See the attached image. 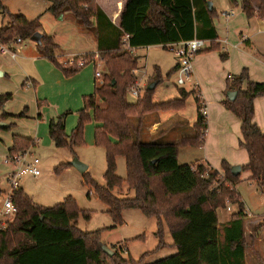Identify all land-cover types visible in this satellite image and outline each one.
<instances>
[{"label":"trees","instance_id":"1","mask_svg":"<svg viewBox=\"0 0 264 264\" xmlns=\"http://www.w3.org/2000/svg\"><path fill=\"white\" fill-rule=\"evenodd\" d=\"M1 1L0 15L7 17V22L0 25L1 42L31 39L38 33L41 27L38 17L28 19L23 14H11ZM47 1L49 13L59 16L69 12L83 31L95 35L96 55L105 67L101 74L103 82L96 83L93 93L83 97V107L78 111L77 124L70 135L64 129L68 112L50 119L48 130L53 145L69 149L82 145L85 124L91 120L99 124L94 129V143L105 151V185L97 184L86 172L83 181L108 207L114 224L122 223L124 209H137L147 217H155L157 249L164 245V226L167 227L177 252L149 264H245L247 215L236 190L240 175L232 173L231 165L225 160L221 162L222 172L202 164L180 165L177 161L181 146H203L207 123L198 99H194L197 106L194 133L182 137L178 143L142 140L136 124L132 125L133 119L151 113L179 111L194 92L180 89L179 98L154 102V89L149 90V84L143 88L140 98L133 102L126 98L127 88L136 80L138 57L134 49L153 45L166 48L194 37L211 41L217 38L212 22L216 12L208 6L210 0H126L117 25L111 23L97 0ZM257 1L264 16V0ZM240 4L247 18L255 16L249 0H240ZM214 49L217 46L212 43L204 50ZM36 50L65 76L77 73L93 61L85 55L76 56L71 63L58 62L55 51L59 46L46 33H40ZM220 56L225 57L222 53ZM175 70L176 65L168 75ZM153 76L155 81H161L158 68ZM226 91L237 92L234 100L225 98L222 103L240 121L238 144L248 154V162L241 169L249 172L247 180L254 181L264 193V132L252 121L254 100L264 96V81H251L244 70L229 77ZM11 98L9 93L0 94V122L25 116V110L17 115L6 111V103ZM13 125L9 123L0 129L8 131ZM33 145L32 139L12 134L8 155L26 151ZM118 156L124 158V180L116 175ZM66 165L70 164L62 163L57 170ZM220 175L218 186L213 187L212 181ZM124 181L134 194L118 198L111 190L121 187ZM11 198L17 211L12 221L0 226V264H144L142 257L134 261L118 253L109 256L102 250L99 230L78 229L77 218L82 214L88 219L89 211L80 209L72 196L54 206L43 207L19 186L12 191ZM227 203L236 205V211L220 230L217 210L225 208Z\"/></svg>","mask_w":264,"mask_h":264},{"label":"rangeland","instance_id":"2","mask_svg":"<svg viewBox=\"0 0 264 264\" xmlns=\"http://www.w3.org/2000/svg\"><path fill=\"white\" fill-rule=\"evenodd\" d=\"M1 4L3 6H6L9 9L10 13L23 14L28 19H33V17L36 18L37 16H40L38 17L40 19L39 21L40 23H42V26L46 28L48 32L47 34L55 35V41L60 45H58L59 50L55 51V53L57 54L56 59L58 62L71 63L73 58H75L76 56H81L83 58V56L86 55L92 57V59L96 61V64L98 66L100 65L99 69L101 71V74L102 72H104V64L100 61L99 57L96 55V52H86L76 55L72 58L63 56L64 53L61 48L66 52L75 49L72 46L75 45V41L77 39L72 32V25L70 24L71 20L64 19L63 21H56L55 19L50 17V14L46 11L47 7L49 6V2L47 0H2ZM3 18V24H5L7 22V17L4 16ZM38 32L43 33L39 29ZM89 34H91V37L92 35L93 37H95L92 32H90ZM33 42L35 41L30 38H26L24 39V43L21 44L18 48L17 63H24L25 70H35V67L32 65V60L27 58V55H29L31 51H34V49L32 48L33 45L31 46V43ZM136 55H138L139 58L138 67L134 71V74L136 76L135 82L139 83L142 88L147 87V85L152 82L155 83L153 90L154 102H163L179 98L180 88L189 89L192 86L194 77L193 74L190 77V80L182 86L177 85V75L175 72H172L170 75H168L170 70L178 62L176 55L170 49V47L163 48L157 46L149 48H139L136 51ZM218 55L219 58H221L220 52ZM43 59H45V61H47L49 64L51 63V65H53V67L58 70L64 78H71L82 70V68H80L77 73L71 76H65L61 69L58 68L52 61L46 58ZM6 61H8L9 67H18L15 62H12L11 59H7ZM210 62L212 64V61ZM156 66L159 67L161 81H155V77L153 76V74H155ZM86 67H91V71L94 77V69L92 68V66L90 64H86L84 69H87ZM211 71L212 69L208 72V77H211L213 75L211 74ZM0 80L7 84V86L11 90L15 91V93H12V100L8 102L9 106H7L6 104V110H13L18 106H20V108L23 110L24 107L28 106L27 103L29 102V99L22 98L18 93V90H20V88L17 86V78L15 77V73H13V71H7V75L5 76L0 75ZM27 86H31L30 88L35 89L37 83L32 84L25 82L20 87L26 88ZM21 91L26 90L23 89ZM49 96L50 101H38V106H45L43 109H45L48 113L50 112V118H54L65 112H68L65 117V122L66 128L69 129V132L71 134L72 130L77 124L78 112L68 110L59 113L57 111V108L63 105L66 99H64V97H62L61 95H55V93L49 94ZM195 97L198 99V103L201 107L202 100L199 97V94H197V92L195 91L193 95L190 94L185 99L184 106L179 111L155 113L157 115H160L161 118H159L158 120L163 122V127L161 126L158 133H160V131L162 130L163 133H168V135L170 133V135L172 136L179 132L185 133L189 131L191 122L195 121L197 115V106L194 100ZM67 98H69L68 95ZM126 98L130 102L136 100L133 99L129 94L126 95ZM81 99L83 103V97H81ZM28 111V108H26V114H28ZM171 115L173 118H169V120L166 121L165 118H168ZM152 118H155V116H150L149 120H151ZM178 122L182 123L178 124ZM132 123V125L137 124L136 119H133ZM71 126H73L72 129ZM174 126H176L175 129H171ZM93 128L94 123L92 120L85 124L83 129L84 143L82 145L74 146L72 149H56L54 148L55 146H52L50 149L48 148L43 152H39L41 155L31 154L28 149L27 151L28 153H30V155H28V159L36 157L39 160L40 175L37 177H33L29 174L23 175L19 180V186L23 188L24 192L28 196H30L36 204H39L43 207L54 206L55 204L64 201L67 196H72L80 209L89 211L88 219L84 218L82 214L79 215L75 222L76 227L84 232L99 230L100 242L111 249L113 253L120 254L124 259H133L134 261H137L142 257L143 263L149 264L162 258L174 255L177 250L172 246L173 240L166 227L164 228L163 236V241L166 243V245L164 247H161L160 249L156 248L158 244V237L156 235L157 219L155 217H147L137 209H124L121 212L123 221L121 224L116 225L114 224L111 216L108 214V207L97 197L93 188L84 183L83 173H80L71 165L60 167V169L57 170L58 165L62 163H69V161H71L73 157H77L81 162L88 166L86 173H88L97 184L101 186L105 185L103 179V173L106 169L104 148L101 146L93 145L91 142L87 143L86 141L87 135L89 136V138L91 137V141H93ZM143 131L146 133H143L142 138L146 140V136L148 137V135L150 134L148 133V130ZM158 137H160V135ZM47 139L49 141L51 140L50 137L48 138V136ZM202 147L203 146H181L178 151V164H190L194 162L195 159L200 160L202 158ZM7 156L8 155L5 154L3 142L0 140V226L6 225V223L12 221L14 217L11 215L3 214L1 212L3 200L10 191V187L6 179L8 171L11 170L12 165L6 164L4 162V159ZM62 160L64 161L61 162ZM116 164V175L124 180L126 176L124 158L122 156H118L116 158ZM196 164L197 163H194L193 166H195ZM204 167H206V165H204ZM245 173L246 172H243L241 176L244 177ZM213 185L215 184L213 183ZM236 188L240 193L244 210L247 211L250 215L255 216V218L264 216V194L259 192L261 190L259 189L257 184L254 181L247 180V178L244 177V179L242 178L240 182L237 183ZM256 189H258L259 191H257ZM111 193L118 198H129L134 194L133 190L128 188L125 181L123 182L121 187H114L111 190ZM227 207H229V210L227 209ZM236 207V205L227 203L225 208L219 209L218 211L220 219L224 220L227 216L230 217V215L236 211ZM248 219L249 216L246 217L244 223V232L246 239L245 264H264V240L258 242L253 238L252 234H250L254 233L255 230L256 232L257 230H259L258 236L264 238V230L262 228L264 227V224H261V226L257 225L256 227H253V224L247 221ZM220 240H222V238H220Z\"/></svg>","mask_w":264,"mask_h":264},{"label":"crops","instance_id":"3","mask_svg":"<svg viewBox=\"0 0 264 264\" xmlns=\"http://www.w3.org/2000/svg\"><path fill=\"white\" fill-rule=\"evenodd\" d=\"M125 1L126 0H97V3L110 19L111 23L117 25L119 15ZM249 1L255 12V16L251 18L246 17L241 8L240 0H235L233 3L229 0H212V7L216 12L215 17L212 19V22L217 33V38L213 41H207L208 46L213 43L217 46V49L208 51L202 50L195 55L192 61V74L194 76L192 86L189 89L180 88L184 89L185 91H196L197 94H199V97L201 98L202 103L204 104L206 109L205 116L207 127L204 134V143L202 147L203 150L201 152L202 158L200 160L195 159L196 162L194 160V162L192 163H202L208 168L211 167L212 169L222 172L221 162L222 160H225L231 165V167H240V180L242 178L244 179V177L248 178L249 176L248 171L241 169L248 162V154L245 149L241 148L238 144L241 137L240 121L232 112L224 107L222 101L227 98L228 91H226V86L229 77L239 75L242 71L245 70L251 81H264V16L261 13L258 1ZM4 7L10 13L9 9L6 6ZM49 14L50 17L55 19L56 21H63L64 19L71 20L70 24L72 25V32L77 40L75 41V45L72 46L75 49L66 52L61 48L64 53L63 56L72 58L76 55L86 52L89 53L98 51L96 38L93 37V35L91 37V34H89L90 32L83 31L76 24L69 12H64L59 16H54L51 13ZM3 23L4 18L1 17L0 25H2ZM40 24L41 27L39 30L47 34L48 32L46 28L42 26V23ZM51 36L54 42L59 45L55 41L56 36ZM32 45L34 51H31L29 55H27V58L32 60V65L35 67V70H25L24 63H17L18 57L13 60L10 57L7 58V55H0V75L5 76L7 75V71H13V73H15V77L17 78V86L20 88V90H18V93L22 98L29 99V102L27 103L28 106L23 108V110L28 108V114H26L25 112V116L22 118L10 117L6 121H4L3 123H5L6 125L9 123L14 124L9 131H3L0 129V140L3 142L5 154L7 155L8 150L12 146V134L32 139L34 141V145L29 148L31 154L41 155L39 152H43L46 149H50L52 146H54L52 141H49L47 139V136L49 138L48 128L51 114L50 112L48 113L45 109H43L45 106L39 107L37 104L38 101L48 102L50 101L49 94L55 93V95H61L62 97H64V99H66L65 103L57 108V111L59 113L68 110L78 112L83 107L81 97L91 95L96 83H98V80L95 78V76L93 77L91 67H86L87 69H84L85 66L81 67L82 70L79 73L75 74V76L71 78H64L61 73L56 70L53 65H51V63L49 64L37 53L36 42L31 43V46ZM169 45H167L166 48ZM157 46L162 47L161 45H153L141 48ZM138 49L139 48L134 49L133 53L139 58V56L136 55V51ZM219 52L220 55L222 53L225 57L222 59L219 58ZM55 55L57 56L56 53ZM7 59H11L12 62H15L18 67H9V63L8 61H6ZM210 61H212V64ZM88 64L92 66L94 72L95 70L100 71V65L98 66L96 64V61L93 60ZM156 68L159 69V67L157 66ZM211 69V74L213 75L211 77H208V72ZM25 82L32 84L37 83V86L35 89L30 88L31 86H27L26 88L20 87ZM244 86L245 84L243 85V87ZM23 89L26 91H21ZM6 93H9L11 94V96H13L12 93H15V91L11 90L7 86V84L0 80V94ZM67 95L69 98H67ZM8 102L6 103L7 106H9ZM253 107L254 112L252 121L264 132V96L255 98ZM23 110L20 108V106H18L13 110L6 111L13 115H17ZM154 114L155 113H151L139 119L135 118L137 121L136 126L138 129V133L141 135V138L143 133H146L143 130H148V133L150 134L148 135V137L145 135L147 141L178 143L182 137L193 135V125L195 121L191 122V127L189 128L190 130H185L187 131L185 133L179 132L172 136L170 135V133L169 135L168 133H163L162 130L160 131V133H158L161 126L163 127V122L158 120L159 118H161L160 115ZM150 116H155V118L149 120ZM169 118H173L172 115L168 118L166 117V121L169 120ZM93 123L94 128L92 132L94 136V129L99 124L95 122ZM179 123L182 122H178V124ZM176 126L172 127L171 129H175ZM72 127L73 126H71V129ZM64 129L65 133L67 135H70L69 129L66 128V122ZM159 135L160 137H158ZM166 135L168 136V138ZM142 139L145 140L144 138ZM92 140L93 141H91V137L89 138V136L87 135V143L91 142L93 145H95L94 138ZM63 161L64 160H62L61 162ZM243 172H246L244 174V177L241 176ZM256 190L259 191L258 189ZM261 193L264 194L263 192ZM218 211L219 209L217 210L219 223L218 227L221 230L222 226L230 220V217L227 216L224 220H221ZM245 212L247 214V217L249 216V219L247 221L249 223L251 222V224H253V227H256L257 225L261 226L264 221V216L255 218V216L250 215L247 211ZM165 227L166 226H164V228ZM262 228L264 230V227ZM250 234H252L253 238L258 242L264 240L263 237L261 238L258 236L259 230H257V232L255 230L254 233ZM163 243L164 245H162L161 247H164L166 245L164 241Z\"/></svg>","mask_w":264,"mask_h":264},{"label":"built area","instance_id":"4","mask_svg":"<svg viewBox=\"0 0 264 264\" xmlns=\"http://www.w3.org/2000/svg\"><path fill=\"white\" fill-rule=\"evenodd\" d=\"M1 18V17H0ZM23 43V39L16 38L10 42H1L0 41V55H7L11 59H16L18 56V48ZM208 46V41L205 39H199L194 37L191 40L183 41L176 44H170L168 47L174 52L176 55L178 62L176 63L175 73L177 75L176 83L179 86L184 85L187 81L190 80L192 75V61L195 55L206 49ZM174 47V48H173ZM79 65H82V61L78 62ZM95 78L98 80V83L101 84L103 82L101 72L99 70H95L94 72ZM127 94H129L133 99H138L142 96L143 88L139 85V83L135 82L133 85H130L127 88ZM200 111L203 115L206 114L205 106L202 103L200 107ZM28 151H22L15 155H8L4 162L6 164L12 165L11 170L7 175V182L10 187L9 193L6 195L5 199L2 203L1 212L6 215L14 216L17 209L12 202V191L19 187V180L23 175L29 174L33 177H37L40 175V170L38 168L39 160L36 157H32L28 159ZM222 176L220 175L217 179L212 181L215 185L213 187L218 186V180ZM229 210V207H227ZM5 225H3L4 227Z\"/></svg>","mask_w":264,"mask_h":264},{"label":"water","instance_id":"5","mask_svg":"<svg viewBox=\"0 0 264 264\" xmlns=\"http://www.w3.org/2000/svg\"><path fill=\"white\" fill-rule=\"evenodd\" d=\"M208 6H209V7H212V2H211V1H208ZM39 38H40V33H39V32H38V33H35V34L31 37V39H32L33 41H35L36 43L39 41ZM154 86H155V83L152 82V83H150V85L148 86V89H149V90H153V89H154ZM236 94H237L236 91H228V92H227V98H228L229 100H234L235 97H236ZM4 126H6V124L3 123V122H0V127H4ZM69 164H70L71 166H73L74 168H76L80 173H84V172L87 171V165L84 164L83 162H81L77 157H73V158L71 159V161H69ZM231 171H232V173H234L235 175H237V174H239L240 167H239V166H233V167L231 168ZM102 250H103L106 254H108L109 256H111V255L113 254V251H112L111 249H109V248H108L107 246H105V245L102 246Z\"/></svg>","mask_w":264,"mask_h":264}]
</instances>
